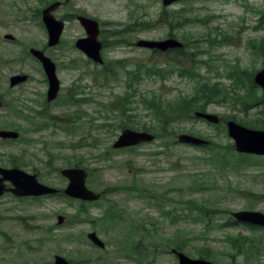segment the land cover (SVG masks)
Wrapping results in <instances>:
<instances>
[{
  "label": "rangeland",
  "instance_id": "374dc122",
  "mask_svg": "<svg viewBox=\"0 0 264 264\" xmlns=\"http://www.w3.org/2000/svg\"><path fill=\"white\" fill-rule=\"evenodd\" d=\"M56 1L65 2L0 0V129L20 135L0 140V159L3 167L36 172L59 189L67 185L59 170L78 165L89 172L88 188L104 195L83 206L63 197H3L0 264H54L57 255L72 264H178L173 248L216 264H264V228L226 226L234 213H264V156L236 152L227 126L233 120L264 129V102L256 103L262 92L253 80L264 69V49L257 48L264 40V0H185L166 8L162 0H71L54 12L69 21L59 45L50 48L42 14ZM76 15L101 23L103 66L76 48L85 36ZM170 37L186 44L184 52L131 46ZM32 49L57 66L61 89L52 103ZM138 70L162 73L135 80ZM17 74L30 81L11 88ZM215 85L216 96L205 93ZM209 96L219 103L162 120L169 106ZM195 111L222 121L209 124ZM125 129L154 133L157 141L115 151ZM180 134L210 144H178ZM58 215L66 217L62 225ZM91 232L105 249L91 244ZM134 244L140 254L131 251Z\"/></svg>",
  "mask_w": 264,
  "mask_h": 264
},
{
  "label": "water",
  "instance_id": "95a60500",
  "mask_svg": "<svg viewBox=\"0 0 264 264\" xmlns=\"http://www.w3.org/2000/svg\"><path fill=\"white\" fill-rule=\"evenodd\" d=\"M182 0H163V5L165 7L172 5L175 2ZM60 6V3H54L43 11V22L47 27L49 33V47H54L60 42L62 32L64 30L63 21H59L53 15V12ZM79 22L85 28L87 32V38L80 39L77 41L76 46L80 50L84 51L89 58L98 63H103L101 57L102 44L98 41L99 35V23L93 19L80 16L78 17ZM7 39H11V36H6ZM137 47L156 49L161 52H166L171 49H181L183 44L177 39H167L163 41H151V40H140L136 44ZM31 53L37 57L43 64L45 71L47 72L50 87L48 91V101L51 102L57 98L58 92L60 90V82L56 76V66L55 64L47 58L43 52L37 50H31ZM27 81V76H13L10 79L11 87H15L21 83ZM255 83L263 89L264 92V70H261L255 75ZM264 95V93H263ZM196 116L203 118L210 123L218 124L219 117L216 115L197 112ZM229 135L235 141V148L237 152L255 154L264 156V131L251 130L243 127L235 122L228 123ZM0 137L3 139L18 137L16 132L11 131H0ZM154 140V136L148 133H138L131 130H126L123 132L122 136L115 143L114 148H123L128 146L138 145L142 142H151ZM179 140L183 143H193L197 145L205 144L206 142L195 138L190 135H181ZM0 173L3 178H0V195H2L5 190L13 192L16 196H41L46 194H55L57 191L55 189L49 188L40 184L36 176H31L24 173L18 169L5 170L0 168ZM62 174L67 177L70 181L65 193L72 197L81 199L83 201H96L100 199V195L90 191L86 187V177L87 174L82 169H67L62 172ZM10 181L14 185L13 189H6L4 182ZM234 217L242 222H248L259 226H264V214L254 211H240L234 214ZM63 222V218H59V223ZM89 239L97 246L103 248L104 243L98 238L96 233H91L88 235ZM177 254L180 264H213L204 260H193L187 257L183 253L173 251ZM55 264H70L66 259L60 256H56Z\"/></svg>",
  "mask_w": 264,
  "mask_h": 264
},
{
  "label": "trees",
  "instance_id": "16d2710c",
  "mask_svg": "<svg viewBox=\"0 0 264 264\" xmlns=\"http://www.w3.org/2000/svg\"><path fill=\"white\" fill-rule=\"evenodd\" d=\"M215 41V40H214ZM185 48H186V45H185ZM185 48L184 49H182V50H179L178 52L179 53H181V52H184V50H185ZM257 48L259 49V50H263L264 49V40H262L261 42H259L258 44H257ZM105 71H107V70H105ZM142 70H138L137 72H136V74H135V80L136 79H139V80H142L143 79V77L145 76V77H149L150 75H151V73L153 74V76H159V74H161L162 72L161 71H157L156 73H154V72H150V71H147V72H141ZM184 73L185 72H183V74H181V77H188L186 74L184 75ZM160 77V76H159ZM255 88H258L256 85H255ZM212 90V92L211 93H213V95H215L216 96V94H218L219 93V87H218V85H215V87H211V89L208 91H206L205 93H207V94H211L210 93V91ZM214 90V91H213ZM227 95V93L224 95V96H226ZM248 96V95H247ZM237 101H242L244 104H245V102H246V99H244L242 96H238V98H237ZM153 101H148V99L146 100V103L148 104V107L149 108H154V107H156V104L155 103H152ZM208 103H219V101H217V100H215L214 99V96H209V97H205L204 99H199V100H193V101H185V100H182L181 102H178V105L176 106V107H171V106H169V108H168V112L166 111L165 113H163L164 114V116H165V118H163L162 120H164V121H167V120H169V114H170V116L174 113V112H177V113H182L184 110H199V109H205L206 108V106H207V104ZM257 104H261L262 103V100H260L259 98L257 99V102H256ZM200 104H204V105H200ZM157 107H159L158 109H160V110H162L163 108L161 107V106H157ZM188 115H191V113L190 114H188ZM168 118V119H167ZM260 122V121H259ZM163 123H166L167 125H168V123L167 122H163ZM241 123H243V122H241ZM248 124L249 123H243V125H245V126H248ZM165 126L166 125H164V128H165ZM255 128H257V127H255ZM261 128H264V125L261 127ZM227 225H229V226H238L239 224L237 223V222H235L234 220H230L228 223H227ZM236 243L237 244V242H238V238H236V237H234L233 238V240H232V244L233 243ZM255 245H257L256 247H257V249H260V248H262V247H260L261 245H259V244H257V243H255ZM245 246V244H242V247H244Z\"/></svg>",
  "mask_w": 264,
  "mask_h": 264
},
{
  "label": "flooded vegetation",
  "instance_id": "af4514ba",
  "mask_svg": "<svg viewBox=\"0 0 264 264\" xmlns=\"http://www.w3.org/2000/svg\"><path fill=\"white\" fill-rule=\"evenodd\" d=\"M70 1L71 0H65V2H60L61 3V6L60 7H62V6H65V7H68L69 6V3H70ZM79 16H85V15H76V20H77V18L79 17ZM62 20V19H61ZM64 21V23H65V27H66V25L68 24V19L67 20H63ZM83 28V27H82ZM100 29H101V27H100ZM85 31V30H84ZM101 31H102V29H101ZM103 34V31H102V33H100V36ZM100 36H99V38H100ZM86 37V32H85V36L84 37H82V38H85ZM30 79V78H29ZM47 94V93H46ZM9 140H5V141H3V140H1V142L2 143H4V142H8ZM0 167H2V168H6V169H13V168H19V167H17L16 165H13V166H10V167H3V163H2V161H1V159H0ZM35 174L37 175V177H38V180L40 181V179H39V176L40 175H38L36 172H35ZM0 178H1V175H0ZM65 179V178H64ZM66 180V179H65ZM67 181V180H66ZM41 182V181H40ZM41 183H43V182H41ZM4 184H5V188L6 189H10L11 187H12V182H10V181H5L4 182ZM43 184H45V183H43ZM46 185V184H45ZM49 186H51V185H49ZM56 188V187H55ZM57 189H59V188H57ZM63 188H61V189H59V190H62ZM5 196H11V197H13V198H16V199H20V200H25V199H46L47 197L46 196H44V197H32V196H25V197H16L13 193H11V192H6L4 195H0V200H2L3 199V197H5ZM1 202V201H0ZM14 202H16L17 204H19V203H25L26 201H14ZM1 206V205H0ZM59 216V215H58ZM24 219V218H23ZM25 220V219H24ZM26 222V221H25ZM3 223V217H2V214H1V207H0V225ZM23 227V230H25L26 229V225H22L21 226V228ZM1 232H3V230H0V233Z\"/></svg>",
  "mask_w": 264,
  "mask_h": 264
}]
</instances>
